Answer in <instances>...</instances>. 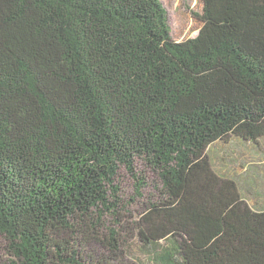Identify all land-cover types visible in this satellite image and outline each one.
<instances>
[{
    "label": "trees",
    "instance_id": "1",
    "mask_svg": "<svg viewBox=\"0 0 264 264\" xmlns=\"http://www.w3.org/2000/svg\"><path fill=\"white\" fill-rule=\"evenodd\" d=\"M202 3L179 41L161 0H0V264H264L212 162L264 141V0Z\"/></svg>",
    "mask_w": 264,
    "mask_h": 264
},
{
    "label": "rangeland",
    "instance_id": "2",
    "mask_svg": "<svg viewBox=\"0 0 264 264\" xmlns=\"http://www.w3.org/2000/svg\"><path fill=\"white\" fill-rule=\"evenodd\" d=\"M161 2L168 12L171 34L174 38L184 41L199 34L203 23L197 15L202 14V0H161ZM259 144L258 146L249 143L240 144L232 140L227 144L220 143L212 150V162L216 171L222 176L235 180L243 198L255 209L264 208V141ZM142 168L145 170L144 167ZM148 172L152 178L143 190L144 198L139 200L137 197L134 203L130 200L137 196L135 181L129 176L122 181L124 204L132 215L141 212L142 204L144 201L147 202L149 194L154 192L151 184L155 181V175L149 170ZM3 245V240L0 239V252ZM127 256L126 261L130 264H136L134 261L138 259L142 263L145 258L136 248L130 249Z\"/></svg>",
    "mask_w": 264,
    "mask_h": 264
}]
</instances>
